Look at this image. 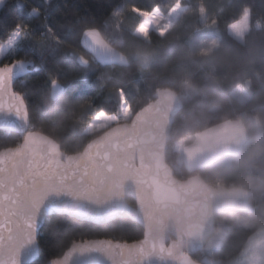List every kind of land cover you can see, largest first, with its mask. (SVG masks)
<instances>
[{"label": "snow or ice", "instance_id": "6c2138e0", "mask_svg": "<svg viewBox=\"0 0 264 264\" xmlns=\"http://www.w3.org/2000/svg\"><path fill=\"white\" fill-rule=\"evenodd\" d=\"M104 8L45 0L0 36V264H264V151L234 115L264 65L227 58L264 24L204 0ZM201 77L226 96L192 123Z\"/></svg>", "mask_w": 264, "mask_h": 264}, {"label": "trees", "instance_id": "16d2710c", "mask_svg": "<svg viewBox=\"0 0 264 264\" xmlns=\"http://www.w3.org/2000/svg\"><path fill=\"white\" fill-rule=\"evenodd\" d=\"M111 2L112 0H52L53 4H59L61 6L67 4L69 9H72L75 5H80L81 9L88 8L95 13L104 11V6ZM116 2L119 3L122 2V0H116ZM129 2H134L138 6H148L152 4L154 0H129ZM189 2L197 3L198 0H189ZM204 2L214 11L223 10V18L227 19L229 22H233V14L234 12H238L240 6L249 5L252 9L253 24H255L256 21L264 24V0H204ZM12 3H23L26 7L22 9L18 8L11 13L0 10V36H3L5 31L11 29L18 20H26V13H28L31 6L44 5L45 0H12ZM260 44H264V28L253 27V44L251 46L255 47ZM224 55V53H218L217 57ZM253 57L256 59L254 67L259 69L264 65V48L255 50L251 54L248 48H241L238 52H233L227 58L238 65H247L251 69L253 66L249 65L248 62ZM221 71L223 72V69H221ZM248 75L253 81L251 97L247 104L241 109V113H236L234 115L247 113L245 117V125L248 129L249 136L247 147L250 152H260L264 151V88L261 87V83L257 80L255 71L250 70ZM30 79H32L34 86L39 87L43 82L44 74L41 73ZM198 80L201 87L207 88L208 94L207 96L198 93L194 94L193 97L186 102L184 112L187 113L189 121L192 123L199 118L200 112L206 110L218 97L225 98L226 96V93L222 94L220 89L211 81H204L202 77L198 78ZM257 115L260 118L259 124L254 122ZM211 122H216V117H214ZM257 166L259 165L257 164ZM254 203H259L258 199L254 200ZM115 238L128 239L131 241L132 239H139L140 237L138 234H134L132 230H129V232L124 234H115Z\"/></svg>", "mask_w": 264, "mask_h": 264}, {"label": "crops", "instance_id": "0c3cea01", "mask_svg": "<svg viewBox=\"0 0 264 264\" xmlns=\"http://www.w3.org/2000/svg\"><path fill=\"white\" fill-rule=\"evenodd\" d=\"M248 139H249V136H248Z\"/></svg>", "mask_w": 264, "mask_h": 264}, {"label": "water", "instance_id": "95a60500", "mask_svg": "<svg viewBox=\"0 0 264 264\" xmlns=\"http://www.w3.org/2000/svg\"><path fill=\"white\" fill-rule=\"evenodd\" d=\"M103 238V237H102ZM129 242H131V241H129Z\"/></svg>", "mask_w": 264, "mask_h": 264}]
</instances>
